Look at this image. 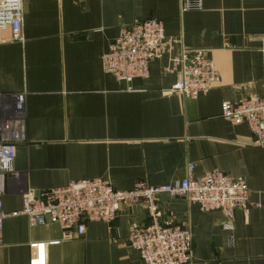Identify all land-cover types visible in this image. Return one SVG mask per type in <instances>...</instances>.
<instances>
[{
    "label": "crops",
    "instance_id": "obj_1",
    "mask_svg": "<svg viewBox=\"0 0 264 264\" xmlns=\"http://www.w3.org/2000/svg\"><path fill=\"white\" fill-rule=\"evenodd\" d=\"M162 20L178 39L152 61L147 77L126 82L102 68V53L121 27ZM24 40L0 31V94L24 96V139L15 146L3 196L7 212L26 192L83 178H103L120 190L142 181L158 186L220 170L240 176L249 191L246 213L203 211L183 197H157L158 220L189 226L191 264H264V146L245 123L220 116L222 102L264 94V0H201L181 12L180 0H23ZM182 46L206 51L219 81L195 97L172 92L170 59ZM1 103V100H0ZM144 209H122L110 223L85 221L63 239L56 223L4 219L0 264H29L32 242L46 246V264H143L129 245L133 226L148 224Z\"/></svg>",
    "mask_w": 264,
    "mask_h": 264
},
{
    "label": "built area",
    "instance_id": "obj_2",
    "mask_svg": "<svg viewBox=\"0 0 264 264\" xmlns=\"http://www.w3.org/2000/svg\"><path fill=\"white\" fill-rule=\"evenodd\" d=\"M201 0H180L181 12L199 8ZM23 0H0V31L10 27L12 38L23 41ZM177 38L166 36L162 20L146 18L120 28L118 35L102 53V68L126 82L147 77L152 61L170 52ZM170 71L176 73L172 92L195 97L219 81V72L204 49L182 46L170 59ZM0 246L5 218L24 215L31 224L56 223L63 239L80 236L85 221L110 223L122 209H144L148 224L130 228L128 243L139 254L143 264H191L192 235L189 226L173 221L158 220L157 197H183L203 211H219L225 216L223 228L233 229L236 210L249 208V191L240 176L220 170L193 176L189 163L186 175L178 181L148 186L142 181L127 190L117 189L103 178L72 180L65 185L46 190L26 192L19 209L5 211L3 196L10 179H19L13 169L15 146L24 139V96L21 93L0 94ZM220 116L231 124L245 123L255 137V144L264 146V94H249L238 102H222ZM51 242H32L29 264H46V246Z\"/></svg>",
    "mask_w": 264,
    "mask_h": 264
},
{
    "label": "rangeland",
    "instance_id": "obj_3",
    "mask_svg": "<svg viewBox=\"0 0 264 264\" xmlns=\"http://www.w3.org/2000/svg\"><path fill=\"white\" fill-rule=\"evenodd\" d=\"M189 48V47H188Z\"/></svg>",
    "mask_w": 264,
    "mask_h": 264
}]
</instances>
